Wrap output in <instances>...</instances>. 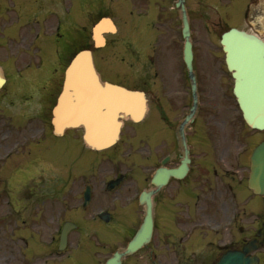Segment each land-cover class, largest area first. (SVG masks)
Returning a JSON list of instances; mask_svg holds the SVG:
<instances>
[{
	"label": "flooded vegetation",
	"instance_id": "af4514ba",
	"mask_svg": "<svg viewBox=\"0 0 264 264\" xmlns=\"http://www.w3.org/2000/svg\"><path fill=\"white\" fill-rule=\"evenodd\" d=\"M11 1L15 20L8 33L10 54L1 52L7 81L0 103L7 106L10 125L37 122L42 139L24 156L15 155L17 144L0 152V264H81L70 255L64 260V254L75 234H90L82 223L98 224L91 236L104 234L102 229L120 234L126 246L145 213L140 198H131L134 189L155 191L153 237L137 252L136 264H143L144 253L151 256L145 264H217L226 253L244 249L246 257L257 258L252 264H264V219L254 215L264 196L248 188L255 142L240 148V106L220 38L219 54L209 56L203 39L194 49L197 106L187 121L194 90L181 60L174 0H119L118 36L106 35L94 61L102 81L146 97V112L138 121L122 118L117 144L96 151L76 131L53 132L52 108L64 71L54 69L47 56L52 42L61 62L79 40L91 42L80 19L86 15L94 23L95 0ZM262 4L231 0L222 9L244 21L239 27L253 30ZM235 25L220 16L215 22L220 34ZM47 29L54 32L48 35ZM154 178L165 180L160 189ZM65 222L78 227L66 233L61 250Z\"/></svg>",
	"mask_w": 264,
	"mask_h": 264
},
{
	"label": "water",
	"instance_id": "95a60500",
	"mask_svg": "<svg viewBox=\"0 0 264 264\" xmlns=\"http://www.w3.org/2000/svg\"><path fill=\"white\" fill-rule=\"evenodd\" d=\"M177 6L182 10L186 39L185 60L192 73V43L184 0H178ZM108 21V18L102 19L93 29L96 46L102 43L103 31ZM222 42L227 52L228 67L234 71L235 93L244 111V118L251 127L264 128V43L258 37L237 29L224 33ZM2 84L0 73V87ZM136 100V97L120 88L103 85L94 67L91 52L82 50L75 55L66 70L63 91L53 111L55 131L62 133L67 127L82 126L84 140L90 147H108L118 139L121 115L126 113L137 119L133 113ZM249 185L256 192L264 194V141L254 150ZM142 200L146 203V215L141 227L127 249L115 252L105 264H121L123 256L135 252L151 239V193L144 194ZM232 257L231 254L225 255L219 264H233ZM234 257L237 258V264H250L249 259L241 252Z\"/></svg>",
	"mask_w": 264,
	"mask_h": 264
},
{
	"label": "rangeland",
	"instance_id": "374dc122",
	"mask_svg": "<svg viewBox=\"0 0 264 264\" xmlns=\"http://www.w3.org/2000/svg\"><path fill=\"white\" fill-rule=\"evenodd\" d=\"M217 1V0H213ZM225 2L224 4H227L230 2L228 0H222ZM99 2V0H95V3ZM188 7L190 9V18H191V24L193 29L195 30V37L194 40H197L196 46L199 47V41L203 39V42H205L208 46L211 48H214V50H218L217 45L215 42L219 38V34L216 35L212 32L211 28H205L203 26L204 23H211V21L215 20L217 18V12L213 9H208L209 14L205 12V1L204 0H188ZM119 0H111L109 3V8L113 9L111 11V15H113L115 18H117V12L119 10L118 8ZM214 6V5H213ZM12 7V1L11 0H0V33L3 35V45L4 49H8V53H10V39L7 37V33H10V22L15 20V14L13 10L11 11L10 8ZM107 7H104V10ZM260 9L259 11V17L256 19H253L251 22L252 29L259 33L260 35L264 36V2L262 6L258 7ZM117 10V11H114ZM11 11V12H10ZM224 11V10H223ZM206 13V18H202L204 14ZM228 20L232 23H237V21L234 20L233 15L227 16ZM241 25H245L244 21H239ZM27 29L25 26L22 28V32L26 31ZM82 33V32H81ZM117 35V34H116ZM13 43H17L16 41H13ZM214 45V46H213ZM20 49H23L22 46H20ZM1 53V51H0ZM215 55V53L213 52ZM1 58V56H0ZM96 60H98V51H96ZM7 106H4L0 103V152H3L4 150L8 149L9 147L17 144L18 147L16 149L15 155L17 156H24L27 155L29 152H33L34 148L36 147V143L41 140L40 133L35 132L36 130H39V127H41L40 124H37V122H33L29 124L28 122H22L20 125H10V119L8 116ZM241 125V124H239ZM31 129V130H30ZM30 130V131H29ZM246 131V132H245ZM71 132V131H70ZM253 131H249L248 129H242L240 126V144L250 142L251 140H254L256 142L258 138L264 136L263 132H254V135L252 133ZM69 134V133H68ZM78 137H80V133H77ZM239 202L242 204V206L246 207V203H244L240 198ZM264 217V213L261 215H258V217ZM99 226L98 224L94 223H86L83 225V232H89L98 230ZM102 234L104 237L111 241H107V245L102 242H97V239L94 237L93 239H89L92 246L94 247L93 250L90 252L88 248L85 249L86 253L88 254L90 252L89 257L87 258L88 264H97L98 262H103L108 256L112 253V247L119 244V240L113 241L112 239L119 238L120 234H109L107 229H102ZM92 234V233H91ZM101 235V234H100ZM101 235V237L104 239V237ZM76 243H74L75 248ZM82 254L77 253L75 257H81ZM91 256V257H90ZM137 259V258H136ZM135 257L131 260L130 264H136ZM140 262H150V255L148 254H142L140 257ZM139 262V263H140Z\"/></svg>",
	"mask_w": 264,
	"mask_h": 264
}]
</instances>
